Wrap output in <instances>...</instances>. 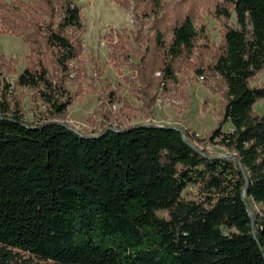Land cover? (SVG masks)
Wrapping results in <instances>:
<instances>
[{"label":"trees","instance_id":"1","mask_svg":"<svg viewBox=\"0 0 264 264\" xmlns=\"http://www.w3.org/2000/svg\"><path fill=\"white\" fill-rule=\"evenodd\" d=\"M41 1L56 19L39 32L65 72L80 49V10L73 0ZM146 1L152 11L160 4ZM216 11L226 21L233 13L236 27L223 23L210 65L224 104L204 140L235 156L208 155L172 125L89 134L54 120L27 123L0 99V264H264V213L248 205H264V113L253 111L264 85L249 84L264 67V0H221ZM196 35L186 14L168 40L156 31L155 43L176 57L193 49ZM16 83L41 86L44 101L65 114L70 99L59 100L45 66L25 67ZM225 122L230 132L221 130ZM190 184L206 199H185Z\"/></svg>","mask_w":264,"mask_h":264},{"label":"rangeland","instance_id":"2","mask_svg":"<svg viewBox=\"0 0 264 264\" xmlns=\"http://www.w3.org/2000/svg\"><path fill=\"white\" fill-rule=\"evenodd\" d=\"M73 2L80 10V49L62 72L54 50L39 32L44 20L56 17L49 16L41 0H0V99L8 114L17 108L27 123L54 120L89 134L105 127L172 125L208 155L235 156L233 149L204 140L216 126L224 104L223 82L210 65L221 46L223 23L236 27L233 13L226 21L216 11L221 0H160L155 11L146 0ZM186 14L197 31L193 49L171 57L155 43L156 31L168 40L173 25ZM247 29L250 38L251 26ZM39 63L60 88L59 100L70 99L62 116L44 101L41 86L16 83L25 67L38 68ZM165 63L172 71L166 78L161 70ZM249 84L264 85V67ZM253 111L264 113V98L254 103ZM221 130L230 132L232 125L225 122ZM205 194L195 184L182 192L185 199L194 201L205 200ZM248 205L252 212L264 213V205L251 198Z\"/></svg>","mask_w":264,"mask_h":264}]
</instances>
